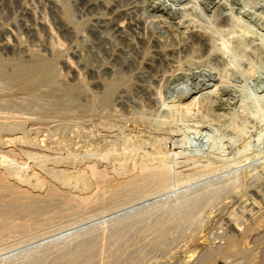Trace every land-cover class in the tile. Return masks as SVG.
Instances as JSON below:
<instances>
[{
	"label": "rangeland",
	"instance_id": "obj_1",
	"mask_svg": "<svg viewBox=\"0 0 264 264\" xmlns=\"http://www.w3.org/2000/svg\"><path fill=\"white\" fill-rule=\"evenodd\" d=\"M123 1L124 4L130 8L129 10L132 17L134 19L138 18L137 22L145 29L143 33L145 32L147 37L154 38L155 40L159 38L158 42H160V40L163 38L160 42L161 47L159 51L163 52L166 55L169 54V56L165 55V58L167 60L169 58L171 66L175 69L171 67L170 69L172 70H170L171 72L169 71V76L167 75L164 80H161V77L158 78V75H156L157 73L155 71H157L159 68L164 67V63L161 61L159 55L155 54L151 50H148V52L146 51L147 53L144 52L147 54L146 56H143L145 58L144 61L151 57L150 63L153 62L151 64L154 65L153 67L155 69H143V75H136L137 77H135V79L127 78L128 80L125 79L126 81H124V83L122 82V80L121 83H123L124 86H128L129 84V87H132L133 91H135L138 87V84L143 81L140 84L141 86L146 87L147 89H150L149 86L154 89L156 88L155 91H153L154 89L151 88V91L162 93L161 100L164 99L163 102L169 104L170 101L174 100L173 98H175L176 100L179 95H184V93L186 95L189 94L192 90L202 88V86H204L205 83H208V81L212 77L215 78L218 81V85H220L217 96L212 99L214 105L209 106L206 102H204L203 105H198L200 108H196L195 112L199 113L197 114V116L194 112V116H186L187 118H184L183 116H180L173 111H170L169 114L167 113L162 115L156 110L149 109L153 110V113L148 109H144L141 111L142 113H148L150 115L153 113V120L149 123H145L144 121L142 123V120L134 117L133 114L135 113L133 112V110L124 107V109L118 108V111L116 110L110 113H101L100 110L96 112L97 114H88V116H90L88 118L87 114L85 113L86 110L84 111L85 108H81V105L86 104L84 103V98L86 99V95L90 96V90L88 87L92 85L90 83L91 81H93V79L89 72L84 74L83 78L81 77L82 79L75 78L76 76H73L75 74L69 72V70H67V68L62 63L63 58H65L68 54L71 55V51L76 46V44L79 43V45H83V43L79 42L80 40L78 41V43L77 41H75L76 39L72 40L73 37L68 33H65L63 29H60L59 32V30H56L54 28V34H51L52 32L49 31L50 29H48L47 27L41 28L40 33L42 34H40V36L42 35V39L40 40L42 43H46L47 40V42L55 40L54 38H56V31H58L57 35L60 38L59 40L63 42L61 43L62 46L56 48L57 51L56 53H54L53 57L49 56V54L43 57L49 64L50 69L54 70L56 76H59L60 74L58 79L62 82V84H64V86H62L63 89H69L68 91H71L73 94H75L76 98L79 99L77 102L71 104L72 106L76 107V109L71 110V113L63 112L64 114L60 113L59 115L47 116L45 115V113L48 111L46 109L47 107L43 105H47L46 103L48 102L45 101L39 105L36 104L37 102L35 103L34 101H31L32 99H30L31 97H37L38 94L39 96H41L40 94L43 95L44 90H42V88L36 89V92L34 91V93H28L26 91H23V89L20 90L19 88H15L13 91H9L5 88L2 89L3 87H1L0 102L16 104L19 106H21L22 103H24L23 105L27 104V106L30 104L28 106L29 108L26 107L27 111L29 112H25L28 113L31 118L34 117L36 119L37 116L38 119H42V121L46 122L47 120L45 119H48L49 117V120L52 123L51 124L48 120L47 123L49 122V127L48 125L38 126L40 130L35 127L37 129L36 131H30V129H32L31 126L24 128L23 131H19L20 133H23V137L33 140V142L31 144L32 146L30 147L32 148L31 151L25 154L22 153L21 155L23 157L20 156L21 158H18H20L19 160L22 161L23 164L27 165L28 163L27 166L30 169L29 171L32 172L30 173L32 176L34 175L33 173H35L34 177H40L39 179H42L41 181L45 180L47 182L46 184L51 188H60L64 191V193L67 194L69 190L62 188L61 183H57L58 179H60L61 181L64 180L65 175H55L51 179L47 178L46 175H44L39 167L34 163L35 160L33 157H36L37 155L42 163L44 162L49 169H52L54 167V164L52 163V160L50 158H53L54 155L61 156V158H63V162L54 167L55 169L53 170V173L55 171H60L61 169L64 170L65 167L72 166L70 162L67 163V161L65 160L68 155L74 158L77 157V162H80L82 160L86 162H98L101 165H105L108 168L109 172H113L120 170L122 171V168L124 169L128 164L132 163L129 155L124 151L125 148L136 149L138 150L137 153L140 152L139 154H141L142 150H139L138 147L145 146L146 148H148L147 150L151 149L153 153H161L164 150L175 149L173 148L174 146L180 147L179 144L181 141H183L184 146L181 148V150H183V152L185 153H188V156L200 155V157L196 158L199 162L198 164H202V166L200 167V169H202L195 176L190 175L193 173L192 171L191 173L189 171H183L184 167V170L188 167L183 164L186 158L185 156H187L186 154L184 157L180 158L181 160L179 158L177 160V166L179 168L176 166V170L178 172L182 171V173L177 176H175L176 173H173L174 175L169 177L170 181L169 179H166L168 180L167 183L164 180L162 182H164L165 184L158 183L157 186L155 185L156 183L152 181L153 178H149L146 179V181L139 180L138 183L136 182L138 185H141L139 187L136 184V187L134 188L136 191L133 189L131 190L130 188L129 189L131 191L126 189L128 188V186H126V188L123 187L124 189L122 190L121 187H119L118 189H120L122 192L118 191V189H114L111 186H107L104 188V190L102 189L101 191H99L97 202L94 205H86L85 207H83L82 205H79L78 207H73V205L68 206L67 202L64 203V199H66L65 196V198L62 200H50L51 202H45L47 207L37 206V211L35 210L36 212H24L18 207L17 209H15L16 212L15 210H13L14 212L12 211L13 213H15L14 215H12L13 213H8L6 211V209L8 210V208H2L0 206V217L4 216L6 217L4 219L7 220V215H12L10 216V219H8L9 222L7 220L5 221L6 224H4V226H0V231L4 230L3 233L0 232V264H37V262H42L41 264H76V262H73L77 252V247L75 248V246H77V244L80 242L86 245H89L90 243V247L93 245L91 248L93 249V252L91 254L92 257L90 255L89 257L84 259L83 262L81 261L82 263L80 262V264H264V211H258L255 208V206H258V204L259 206H264V111L259 113L257 117H253L252 112H254V108L252 107V109L250 104H247L248 108L247 106L245 107L246 104L244 102V98L248 93L254 95L262 94L260 93L259 88L261 85H264V71L260 72L259 79L257 78V76H255L256 74H254V64L256 65L257 61L253 53L250 51V48L245 51L247 59L243 60L239 66L240 68H242L241 70H244V72L246 73L244 76L245 78L243 77V75H240L236 71L229 70L231 68H226L220 62H218L217 65V61L212 59L213 56L209 51L205 50L203 47L201 50V47L196 43V38L193 34L185 33L187 31L177 26L181 21L187 22L184 19L183 21L182 17L185 16L189 18L188 15H191L190 19H192L193 14L198 11L196 12L197 14L200 11V13L203 12V15L205 14L204 16H201L200 23L203 22L202 24L210 30V27L214 24L213 18L215 14L218 13V11L210 9L207 6L209 0H205L207 3L204 0H198V2H196L197 0L192 1L193 3H190L191 5H189L190 8L187 9L184 8V5L181 4L180 0ZM199 1L201 2L199 3ZM202 1L204 2V5ZM255 1H257L259 5H262L264 7V0ZM32 2L34 3V5ZM43 2L44 0H40L39 2L38 0H28L27 6L29 5V9H31L32 11L27 10L23 5L14 4L13 8L5 10V13H3L6 17L8 15V21L9 23L11 22V24H16V22L17 24H21V20L28 18L30 20L33 19L34 16L36 17V15L37 17L39 15H45L48 21L51 22L53 21V16H55V14L50 12L49 7H43ZM195 2L197 5L194 4ZM250 2L253 3L254 0H238V5L235 4L232 6H235L236 8H242L243 5L244 7H248L251 4ZM240 3L242 4V7L239 6L241 5ZM72 4L73 3H71V5ZM135 4L138 7H136ZM204 6L205 8H203ZM250 6L248 8H250ZM192 8H195V12L189 14L190 12H192ZM175 9H177L178 11ZM38 10H40L41 12ZM175 11L178 14H174ZM28 12L29 14H26ZM33 12H36V14ZM183 12L185 14L182 15L181 13ZM74 14L77 18V21H79L78 12L76 10ZM160 16L162 18V21H160ZM235 16H238V14H235ZM109 17L110 21L114 20L115 18L114 15H109ZM174 18L178 19L176 20ZM10 19H12L13 21H10ZM242 19L244 21L248 20L246 17H242ZM189 20V23H186V26L188 25V29L191 28L192 25L190 23H192L191 21H193ZM74 23L76 24V22ZM77 23L78 24L76 25L78 28H80V30L85 29V22H83L82 24L79 22ZM247 23L250 24L249 21H247ZM234 25L235 29L234 27L232 29H234L235 32L231 30L233 32L232 35L231 32L226 31L228 29L227 27L223 28L219 26V28L217 26L219 28L217 30V34L219 35H216L215 31L214 36H216L213 38L215 40V44L216 42L220 44L222 40H224L223 42L225 43L228 42L227 44H230V42L232 41L230 46L234 48L235 42H237L238 39L243 38V34L246 37L244 38L247 40V42H251V40H253L249 35H245V33L242 32L241 26L235 23ZM145 26L147 27L145 28ZM253 28H255V30H257L258 32L260 31L254 24ZM172 31H175L176 34H174L175 32L172 33ZM182 32L184 33V35H182ZM209 35L210 33L208 32L207 34H204L206 39L209 37ZM228 36H230V38ZM22 37L24 38L22 39V42H24V40L29 41L31 39H29V37L25 35H23ZM26 37L28 38L26 39ZM50 37L52 39H50ZM178 37H180L182 40ZM182 37H184V39ZM186 38L187 40L190 39L191 41L188 40L187 42ZM129 42L131 41L117 40L119 47L123 49V51L132 54L136 51L134 43L135 41L131 42L133 45ZM71 43H73L74 45ZM255 43L256 41H254V44ZM167 44L173 46H170L169 48ZM178 44H180L181 47ZM196 45L199 47L198 52L197 49H195V47L197 48ZM191 46L194 47L196 52ZM205 52H207L208 54H206ZM187 60L189 61L187 62ZM176 61H180V63H175ZM262 63H264V58L262 60ZM7 65V68H10L9 66L12 65V62L8 63ZM4 66L6 67V65ZM141 66H143V64ZM212 68H216L217 70H212ZM225 68L228 69V71ZM218 69L220 71V74L224 71V69L225 74L229 71L230 74H226V77V75L222 73L221 76L219 73H217ZM146 70L147 72H145ZM216 77H218V79ZM220 79L221 81L223 79V81L220 82ZM224 80H226V82ZM160 81L163 82L160 83ZM221 84L224 85V87L227 86V88H222ZM70 86L71 88H73V91L72 89L70 90ZM87 88L88 91H86ZM90 88H92V86ZM221 90L225 92L223 93ZM78 91H80V93ZM81 91L82 93L85 92V94H81ZM86 93H88L89 95ZM28 98L30 100H28ZM39 98L42 99L43 96ZM215 103L217 105H215ZM204 105H206L208 109L205 108ZM218 105H221V107H217ZM98 114L101 115L99 116ZM204 116H206L205 118L208 121L206 124L207 127H200L197 129L196 127L201 124V119ZM193 124H196L198 126H195ZM6 133V126H0V138H5V136L7 135ZM175 141L177 144L174 143ZM128 145H130L131 147ZM56 146L58 149L56 148ZM60 150H62V152ZM210 150H213V152H211L212 154L215 152V154L213 155H219L220 157H213V155L210 153ZM215 150L219 153H217ZM51 152L53 155L51 154ZM15 153L20 154V152H17V150L15 151ZM135 158L136 157H134L133 159ZM147 160L148 162H151L152 159H150V161L149 159H146V161ZM3 162L4 160H1L0 165ZM34 165L36 166L34 167ZM31 167L33 169H31ZM76 167L80 168L81 166L76 165ZM20 171L21 170H19L18 172L20 173ZM187 172L189 175L184 174ZM4 173L9 174V171H5ZM113 174L111 176H113ZM6 176L7 175L5 174L2 177ZM79 187L80 186L78 185V187L73 190L75 191L77 189V192H75L77 194L82 190L81 187L80 189ZM32 189L33 187L31 188V190ZM31 190L29 189V191ZM37 190L38 188H35V190L32 191H35V193H37ZM214 190L217 191V195L212 198L213 200H211L208 197V191H211L210 193H212ZM9 196L11 199L8 200L10 201L12 200V197L14 195L10 193L8 197ZM6 197L7 195L5 196V199ZM181 199H189L184 207H181L179 204V206L176 205ZM8 200L6 199V202H9ZM21 202H23V199L20 200V203ZM181 208L183 210H181ZM58 211L60 213H58ZM189 215L191 216V218L193 217V220L196 219V221H191V223L190 221H184L185 217ZM196 216L198 217V219ZM231 220H233V223H231ZM25 222H30V224L34 223L32 224L33 227H30L28 231L27 229L18 231L17 229L15 230V228L11 230L9 229L13 224H20ZM131 224L132 226L129 227L128 225ZM5 226L6 228L9 227L7 228V231L6 229H4ZM116 232H120L121 234L119 233L115 235ZM84 241L86 243H84ZM39 258H41L42 261Z\"/></svg>",
	"mask_w": 264,
	"mask_h": 264
},
{
	"label": "bare ground",
	"instance_id": "obj_2",
	"mask_svg": "<svg viewBox=\"0 0 264 264\" xmlns=\"http://www.w3.org/2000/svg\"><path fill=\"white\" fill-rule=\"evenodd\" d=\"M39 1L40 0H38V2ZM125 1H128V0H125ZM192 1H196V0H180L181 4H183L184 8H186V9L190 8L189 5H191L190 3H193ZM239 1H241V0H239ZM44 2H43L44 6L43 5L42 6L43 7H45V6L49 7L50 12L55 14V16H53L54 17L53 21L49 22L48 19L45 17V15H39L40 17L39 16L37 17V15H36V17L34 16L33 19L29 20V18H28V19L21 20V22H22L21 24H17V22H16V24H14V23L11 24V22L9 23V21H8L9 20L8 15L6 17L4 14L5 13L4 11L7 9H10V8H13L14 4L23 5L27 10H31V9H29V5L27 6L28 0H0V88L3 87L2 89L5 88L9 91L10 90L13 91L15 88H19L20 90L23 89V91H26L28 93H30V92L34 93V91L36 92V89L42 88V90H44V93L41 92V93H43V95L40 94L41 96H39V94H38L39 97L43 96L42 99L39 98L37 95H36L37 97H31L30 99H32L31 101H34L35 103L37 102L36 104H39V105L42 104L43 102L47 101L48 102V103H46L47 105H43V106L47 107L46 109L48 111L46 110L47 112L46 111H45L46 113L44 112L45 115H47V116L59 115L60 113H63V112H65V113L70 112L71 113V110L76 109V107L72 106L71 104L77 102L79 98L77 99L75 94H73L71 91H68L69 89H66V90L63 89L62 86H64V84H62V82L59 81V79H58L60 74H59V76H56L54 70L50 69L49 64L45 61V59L43 57V56L48 55V54H49V56L53 57L54 53H56V51H57L56 48H58L59 46H62L61 43H63V42H61L59 40L60 38L57 35L58 31H56V30H59V32H60V29L61 30L63 29V31H65V33H68L70 36L73 37L72 40L76 39L75 41H77V43L80 40L79 42H82L83 45H79V43L76 44V46L71 51L72 52L71 55H69V54H68L69 56L65 55L66 57L62 59V63L67 68V70H69V72H72L73 74H75V75H73V76H76L75 78H77V79H80L81 77L83 78V75L86 74L87 72H89L92 79H93V81H91V83L89 82L90 84H92L91 85L92 88H90L91 86L88 87L90 90V96L86 95V99L84 98V101H85L84 103H86V104H84V105L80 104L82 106V107L80 106L81 108H83V107L85 108L84 111L86 110L85 113L87 114V116H88V114H91V115L95 114L97 111H100V110H101V113L102 112L110 113V112L116 111L118 108L124 107V108H128L130 110H133V112L135 113V114H133L134 117L142 120V123H143V121L145 123H149L153 120L152 119L153 118L152 115L154 113L153 110H156L158 113H160L162 115L167 114V113L169 114L170 111H173L174 113L179 114L180 116H183L185 118L186 116L187 117L188 116H194V112H195L196 108L199 107L198 105H200V104L203 105L204 102H206L209 106L214 105L212 99L215 98V96H217V92H218L220 85H218V81L212 77L208 81V83H205L204 86H202V88L192 90L189 94H186V95H185V93H184V95H179V97L176 100H175V98H173L174 100L170 101L169 104L166 102H163L164 99L161 100L162 99L161 98L162 93L157 92V91L153 92L156 90V88L154 89V88L149 86L150 89H147L146 87L141 86L140 84L143 81L140 84H138V87L135 90L136 92L133 91L132 87H129V84H128V86L123 85L124 81H126L128 79H132V78L135 79V77H137L136 75H139V74L143 75L144 74L143 69H153L154 68L153 67L154 65L151 64L153 62L150 63L151 57L149 59H147V57H146L147 60L144 61L145 58L143 56L147 55L146 53L148 52V50H151L155 54L159 55L161 61L164 63V67L159 68L157 71H155L157 73L156 75H158V78L161 77L162 79L161 78L160 79L164 80V78L167 77V75L169 74V71L172 70V69H170L172 66H171V62L169 61V58L167 60L165 58L166 54L159 51V49L161 47L160 42L163 38L160 40V42H158L159 38L157 40H155L154 38L147 37L145 32L143 33V31L145 29L137 22L138 18L134 19L132 17L130 10H129L130 8L124 4L123 0H44ZM196 2H198V0ZM196 2L194 3L195 5H197ZM200 2L201 1H199V3ZM71 3H73V4L71 5ZM202 3L204 5L203 1H202ZM250 3H251L250 4L251 6L248 4L250 6V8H248L249 6L244 7V5L242 7L241 3H240L241 5H239V6H241L242 8H236L235 6L233 7L232 5H235V4L238 5V0H209V3L207 6L210 9H214L215 11H218V13H216L214 18H213L215 25L213 24L210 27V30H209V28H207L205 25L202 24L203 22L200 23L201 22L200 21L201 16H204L205 14L203 15L202 14L203 12L200 13V11H199V13L196 14V12H198V11L195 12V10H194L195 8L194 9L192 8L194 11L191 9L192 12H190V13L188 11L189 14H191L193 12H195L194 14H196V15L193 14L192 19H190L191 15H188L189 18L184 16L187 19L182 17V20L184 19L187 22L189 19L193 20V21L195 19H197L194 21V23H193V21H191L193 23V24L190 23L192 25L191 28L188 29L187 28L188 25L186 26L187 22H182V21L179 22L177 26L181 27L185 31H187L185 33L193 34L196 38L195 39L196 43L201 47V50L203 47L205 50L209 51L211 53V55L213 56L212 59L217 61V65H218V62H220L226 68H228V69L231 68L229 70H234L237 73H239L240 75H243V77L245 76L246 73L244 72V70L242 71L241 70L242 68H240L239 66L243 60L247 59L245 51H247V49L250 48L251 49L250 51L253 53V55L257 61L256 65L254 64V67H255V70H254L255 73L254 74H256L255 76H257V78L259 79L260 72L264 71V63H262V60L264 58V7L262 5H259V3H257V1H255V0L253 3L252 2H250ZM33 5H34V3H33ZM136 7H138V6L136 5ZM181 7H183V6H181ZM203 8H205V6ZM39 9H41V8H39ZM75 10L78 12L79 21H77V18L75 16L76 13L74 14ZM135 10H136V8H135ZM175 10H177V9H175ZM38 11H40V10H38ZM38 11H36V12H38ZM158 11H160V10H158ZM182 11H183V9H182ZM36 12H33V13L36 14ZM175 13H176V11L174 12V14ZM26 14H29V12ZM39 14H41V13H39ZM46 14H47V12H46ZM176 14H178V13H176ZM181 14L183 15L185 13L183 12ZM235 14H238V16L239 15L240 16L239 17L235 16ZM109 15H114L116 19L114 18V20L110 21ZM186 16H187V14H186ZM27 17H29V16H27ZM242 17H246L248 19L247 21H249L250 24H248L247 21H244L242 19ZM160 18H161V16H160ZM164 19H166V18H164ZM174 19H176V18H174ZM203 19H205V18H203ZM139 20H140V18H139ZM10 21H13V20L10 19ZM160 21H162V18L160 19ZM211 21H212V19H211ZM74 22H76V24H78L77 22H79L81 24L83 22H85L86 23L85 29L80 30V28H78ZM234 23L241 26L242 32L245 33V35L246 34L249 35L253 40H251V42L249 41L250 43L247 42V40L245 39L246 37L243 34V38L244 37L245 38L244 39L243 38L238 39V41L235 42V47L233 46L234 48H232L230 46L232 41L230 42V44H227L228 42L225 43V42H223L224 40H222L223 44H222V42L221 43L219 42L220 44H218L216 42V44H215V42H214L215 40L213 38L216 35H219V34H217V30L220 27H223V28L227 27L228 29L226 31L231 32V35H232V33L235 32L234 31V29H235ZM253 24L256 25V27H258V29L260 30L259 32L257 30H255V28H253ZM177 26H176V28H177ZM217 26L218 27L220 26V27L218 28ZM45 27L50 29L49 31L52 32V33L50 32L51 34H54L53 33L54 28L56 29L55 30L56 31V38H54L55 40H52L50 42H47L48 41L47 40L46 43L41 42L40 39H42V37H41L42 35L40 36V34H42V33H40V31H41L40 29L45 28ZM81 27H82V25H81ZM146 27L147 26H145V28ZM233 27H234V29H232ZM222 29H221V31H222ZM147 30H149V29H147ZM231 30H233V32ZM215 31H216V35L214 36ZM255 31H257V32H255ZM168 32H169V30H168ZM174 32L172 31V33H174ZM207 32L210 33V35L206 39L204 34H207ZM219 33H221V32H219ZM174 34H176V32ZM23 35L28 36L29 39L30 38L31 39L30 40L28 39L29 41L24 40V42H22V39H24L22 37ZM59 35H61V34H59ZM182 35H184V33ZM222 36H223V34H222ZM230 36H228V37L230 38ZM28 37H26V39ZM54 37H55V35H54ZM172 37H174V36H172ZM232 37H234V36H232ZM241 37H242V35H241ZM178 38L181 39L180 37H178ZM182 38L184 39V37H182ZM50 39H52V38L50 37ZM117 40H124V41L127 40V41H131V42L135 41L134 43H135V50L136 51L132 54L129 52L123 51V49H121L119 47ZM188 40H190V39H188ZM188 40L186 38L187 42H188ZM218 41H219V39H218ZM254 41H256L255 44H254ZM131 42H129V43H131ZM183 43H185V42H183ZM71 44H73V43H71ZM232 44H234V43H232ZM252 44H254L255 46ZM178 45L180 46V44H178ZM128 46H131V45H128ZM164 46H162V47H164ZM168 46L170 48V46H173V45H168ZM194 46H195V44H194ZM191 47L194 49L193 46H191ZM198 48H199L198 46H197V48L195 47V49H197V52H198ZM195 49H194V51H195ZM162 50H163V48H162ZM144 52H146V53H144ZM164 52H165V50H164ZM205 53L208 54L207 52H205ZM177 54H178V52H177ZM166 56H169V54ZM171 58H172V55H171ZM204 60H206V59H204ZM188 61L189 60H187V62ZM248 61H250V60H248ZM10 62H12V65H11L12 67L9 66L10 68H7V66H8L7 64ZM175 63H180V61L179 62L176 61ZM142 64H143V66L144 65L145 66L144 67L141 66ZM207 64H208V62H207ZM4 65H6V67ZM222 65H220V66H222ZM177 66H178V64H177ZM217 68H218V66H217ZM173 69H175V68H173ZM225 69H224V71H225ZM228 69H226V70L228 71ZM5 70H6V72H5ZM212 70H217V69L212 68ZM224 71L222 73H224ZM145 72H147V70ZM213 72H215V71H213ZM219 72L220 71L218 69L217 73H219ZM226 74L227 75L230 74V71L226 72ZM227 75H226V77H227ZM216 78L218 79V77H216ZM142 79H144V78H142ZM223 79H222V81H223ZM90 80H91V78H90ZM121 81L123 83H121ZM219 81L222 82L221 79ZM224 81L226 82V80H224ZM162 82L163 81H160V83H162ZM119 84H121V85H119ZM222 84H225V83H222ZM221 87L227 88V86L224 87V85H222ZM24 88H25V90H24ZM88 88L86 91H88ZM151 88L154 90L151 91ZM71 89L73 91V88H71V86H70V90ZM76 89H78V88H76ZM259 91H260V93H262L261 95H254V94L248 93L247 96H245V98H244V102L246 104L245 107L247 106V104H250L251 108L252 107L254 108V109L252 108L254 110V112H252L253 117L254 116L257 117L259 115V113L264 111V85L260 86ZM78 92L80 93V91H78ZM88 93H86V94H88ZM81 94H85V92L82 93V91H81ZM84 97H85V95H84ZM30 99L28 98V100H30ZM23 104L24 103H22V105L19 106L16 104L0 102V113L3 114V115L0 114V126H6V130H7V133H6L7 135L5 136V138H0V148H1L0 149V161L4 160V162L1 163V165H0V206L2 208H4V207L8 208V210L6 209V211L8 213H10V212L13 213L14 212L13 210L17 209L18 207L24 212H27V211L32 212V211L36 210L37 206L47 207L46 203L49 202L50 200L51 201H56V200H60V199L62 200L65 198V196H66V199H64L65 200L64 203L67 202L68 206L73 205V207L74 206L78 207L79 205H82L83 207H85L86 205H94L97 202L99 191H101L102 189L104 190V188L107 186H111L114 189H118L119 187H121V190L124 189L123 187L126 188V186H128V188H126V189L135 190L134 188L136 187V184L138 183L139 180L140 181L141 180L146 181V179H149V178H153L152 181L154 183H156L155 185H157L158 183L165 184L162 181L165 180L167 183L168 180H166V179H169L170 176L174 175L173 173H176L175 176L182 173V171L178 172L176 170V166L178 164L177 160H178V158L180 159V158L184 157L186 154H187V156H185L186 158H185L183 164H185V166L186 167L188 166V167L185 170H184V168H185L184 167L183 171H185V172L189 171L190 173L192 171L193 173L190 175L195 176L202 169V168L200 169L202 164L199 165L198 164L199 162L196 158V157H200V155L196 156L194 154L195 156H192V155L188 156V153H185V152H183V150H181V148L184 146V142L181 140H180L181 142L179 144L180 147L174 146L173 148H175V149L164 150L161 153H156V152L153 153L151 151V149L147 150L148 148H146L145 146H143V147L137 146L139 148V150L140 149L142 150L141 154H139L140 152L137 153L138 150H136V149H129V148L126 149L125 148L126 150L124 149V151H125V153H127L129 155L132 163L128 164L127 167H125L126 169L122 168V171L120 170V171L109 172L108 168L103 164L101 165L98 162H92V161L86 162L83 160L80 162H77L76 161L77 157L74 158V157L68 155V157H66L65 160L67 161V163L70 162L72 166L67 165L68 167H65L64 170L61 169L60 171H55L53 173V170L55 169L54 167H56L57 165H59L63 162V158H61V156H59V155L55 156L54 155V157L52 156L53 158H50L52 160V163L54 164V167L52 169L51 168L49 169L45 165L44 162L42 163V161L38 158L37 155H36V157H33L35 160L34 163L39 167L41 172H43V174L46 175L47 178L51 179L55 175H59V176H61L62 174L65 175L64 180H62V181L60 179L57 180V183L62 184V186H61L62 188L69 190V192L67 191L68 194L64 193V191L61 190L60 188H58V189L51 188L49 185L46 184L47 182L45 180L41 181L42 179L40 180L39 179L40 177L39 178L34 177L35 173H33L34 175L32 176L30 174L32 172L29 171L30 169L27 166L28 163H27V165H25L22 163V161L19 160L21 158L20 156H22L21 155L22 153L25 154V153H28L29 151H31L32 148H30V147L32 146L31 144L33 142V140H30V139H27L26 137H23L24 136L23 133H20L19 131H23L24 128L30 127V126L32 127V129H30V131L31 130L36 131L37 129H39L38 126L48 125V127H49V122L47 123V121L49 120V117H48V119L47 118L45 119V120H47L46 122L42 121V119H38L37 116H36V119L34 117L31 118L30 115H28V113L25 112V111H27L26 107H28L30 104L28 106H27V104H25V105H23ZM206 105H204L205 108H207ZM215 105H217V104L215 103ZM43 106H39V107H43ZM75 106H76V104H75ZM217 107H221V105H218ZM247 108H248V106H247ZM144 109H148V110L153 109V110H149L150 112H153V113L151 115L148 113H142L141 111ZM27 112H29V111H27ZM246 112H247V110H246ZM116 113H118V112H116ZM195 113H196V116H197V114H199L197 112H195ZM89 117L90 116H88V118ZM91 117H93V116H91ZM205 117L206 116H204L201 119V122H200L201 124L198 123L199 126L196 125L197 123L193 124V125L198 126V127H196L197 129L200 127L206 128L207 127L206 124L208 121ZM104 118H105V116H104ZM50 123H51V121H50ZM138 123H141V122H138ZM209 124H210V122H209ZM35 127H37V129ZM174 143H176V141ZM62 144H64V143H62ZM128 146H130V145H128ZM133 146H134V144H133ZM56 148H57V146H56ZM16 150H17V152H20V154L15 153ZM60 151L62 152V150H60ZM49 152H47V153H49ZM53 152H54V150H53ZM211 152H213V150L212 151L210 150V153ZM217 153H219V152H217ZM51 154H52V152H51ZM213 154H215V152ZM48 155H50V154H48ZM90 155H92V154H90ZM215 156H219V155H213V157H215ZM18 157H20V158H18ZM43 157H44V155H43ZM48 157H50V156H48ZM62 157H65V156H62ZM103 157H104V155H103ZM134 157H136V158L133 159ZM219 157H217V158H219ZM146 159H149V161H150V159H152V160H151V162H148V160L146 161ZM28 161H29V159H28ZM153 161H155V162H153ZM48 162H50V161H48ZM52 163H51V165H52ZM36 165H34V167ZM76 165L81 166V167L77 168ZM118 165H120V164H118ZM48 166H49V164H48ZM32 167H31V169H33ZM39 169H37V170H39ZM19 170H21L22 172L20 171V173H19L18 172ZM116 170H117V168H116ZM5 171H9V174L4 173ZM111 173L112 174L114 173L113 176H111L112 175ZM5 174L7 176L2 177ZM184 174H188V172L184 173ZM43 179H44V177H43ZM10 180L13 182H11ZM169 181H170V179H169ZM78 185L81 187L82 190H81V192L79 191V193L77 194V193H75V192H77L76 191L77 189L75 191H73V190L76 187H78ZM137 186L140 187L141 185L137 184ZM32 187H33L32 190H35V188L36 189L38 188L37 193H35V191L31 190ZM80 187H79V189H80ZM217 188H219V187H217ZM29 189L31 191H29ZM121 190L118 189V191H121ZM210 192L211 191H208V193H209L208 197L211 200H213L212 198H214L217 195V191L214 190L212 193H210ZM7 193H9V194H7ZM10 193L13 194L14 196L12 197V200L9 201L8 199H11L10 196L8 197V195H10ZM6 195L8 197V198L6 197V199L9 202H6V199H5ZM118 195H120V194H118ZM21 199H23V202L20 203ZM206 199H208V198H206ZM188 200L189 199H181V200H179V202L176 205L179 204L181 207H184ZM98 202H99V199H98ZM84 203H85V205H84ZM260 204H262V203H260ZM255 208L258 211L259 210L264 211V206H259V204H258V206H255ZM181 210H183V209L181 208ZM190 210H191V208H190ZM192 211H194V210H192ZM7 212H5V213H7ZM15 212H16V210H15ZM61 212H63V211H61ZM58 213H60V212L58 211ZM14 214L15 213H13L12 215H14ZM61 214H63V213H61ZM8 215H7V217H8V219H10V216H12V215L11 214H10V216H8ZM4 218H6V217H4V216L0 217V226H4V224H6L5 221H7L8 219L5 220ZM192 218L189 215V216L185 217L184 221H187V222L190 221V223H191V221H194V220L196 221V219L193 220ZM197 219H198V217H197ZM141 220H142V217H141ZM231 221H232L231 223H233V220H231ZM8 222H9V220H8ZM13 222H14V220H13ZM50 222H52V221H50ZM125 223H127V222H125ZM10 224H9V226H10ZM32 224H34V223L30 224V222L29 223L25 222V223H20V224H13V225H11L10 228L9 227H7V228H9L10 230L15 228V230L17 229V231L27 229V231H28V229L30 227H33ZM117 225H119V224H117ZM6 226L4 229H6V231H7ZM128 226L130 227V226H132V224L128 225ZM122 227H123V225H122ZM238 229H240V228H238ZM3 231L1 230L0 232L3 233ZM119 233L116 232L115 235H117ZM72 238H74V237H72ZM81 241H82V238H81ZM84 243H86V242L84 241ZM89 245H90V243H89ZM89 245L88 244L86 245V244H83L80 242L77 244V246H75V248L77 247V249H76L77 252L75 251L76 257L73 260V262H76V264L78 262V264H80L81 261L83 262L84 259H86L87 257H89L92 254L93 249H91V248L93 245L91 247ZM66 246H67V244H66ZM61 249H63V248H61ZM63 251H65V250H63ZM91 257H92V255H91ZM41 258H42V256H41ZM41 258H39V259L41 260ZM35 259H36V256H35ZM39 263L40 262H37V264H39Z\"/></svg>",
	"mask_w": 264,
	"mask_h": 264
}]
</instances>
